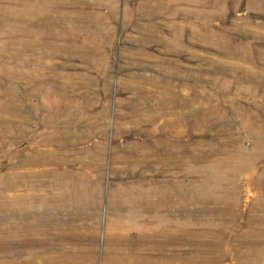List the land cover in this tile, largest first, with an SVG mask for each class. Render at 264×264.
<instances>
[{
    "label": "rangeland",
    "instance_id": "rangeland-1",
    "mask_svg": "<svg viewBox=\"0 0 264 264\" xmlns=\"http://www.w3.org/2000/svg\"><path fill=\"white\" fill-rule=\"evenodd\" d=\"M195 1L0 0V215L33 199L36 264H264V0Z\"/></svg>",
    "mask_w": 264,
    "mask_h": 264
},
{
    "label": "bare ground",
    "instance_id": "bare-ground-1",
    "mask_svg": "<svg viewBox=\"0 0 264 264\" xmlns=\"http://www.w3.org/2000/svg\"><path fill=\"white\" fill-rule=\"evenodd\" d=\"M79 199L80 197H77L73 193L69 196V200L74 204ZM33 207L34 201L32 198H27L24 194H19L17 195L16 202L12 205V213L9 215H0V221L9 223L7 228L0 229V251L7 254V259L0 261V264H36L35 250L40 246L42 249L45 247H53V243L34 240V235L29 228L32 222L28 221ZM75 247L76 249L71 245L64 247L61 244L58 247L61 251L45 259V264H70V261L79 254L78 247ZM76 258L74 261H77Z\"/></svg>",
    "mask_w": 264,
    "mask_h": 264
}]
</instances>
